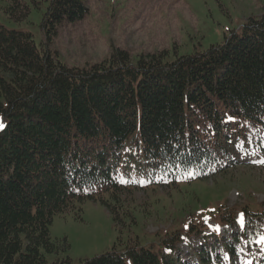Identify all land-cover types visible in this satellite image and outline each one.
Masks as SVG:
<instances>
[{"label":"trees","instance_id":"1","mask_svg":"<svg viewBox=\"0 0 264 264\" xmlns=\"http://www.w3.org/2000/svg\"><path fill=\"white\" fill-rule=\"evenodd\" d=\"M8 1L11 19L28 18L24 0ZM88 13L85 0H51L43 47L32 32L0 24V264H73L60 256L70 244L50 228L57 215L83 219L87 200L102 201L116 226L137 225L126 207L134 191L216 176L254 152L264 161V14L192 55L163 50L134 62L114 47L101 62L69 66L49 44L60 25ZM121 192L122 202L105 199ZM213 214L230 229L192 218L157 233L159 251L130 238L80 264H236L264 240V210L223 204ZM184 239L188 249L177 246Z\"/></svg>","mask_w":264,"mask_h":264},{"label":"rangeland","instance_id":"2","mask_svg":"<svg viewBox=\"0 0 264 264\" xmlns=\"http://www.w3.org/2000/svg\"><path fill=\"white\" fill-rule=\"evenodd\" d=\"M24 1L30 7V14L18 23L6 13L9 1L0 0V24L32 32L37 45L43 47L47 36L42 23L51 0H38V7L33 0ZM85 2L88 15L75 22H64L49 44L50 49L57 51L60 60L69 66L101 62L110 56L114 47L128 51L134 62L163 50H169L171 58L192 55L221 44L226 35L240 30L248 18L264 14V0ZM259 159L260 156L253 153L249 163L254 165ZM251 165L176 186L134 191L135 198H129L126 207L135 210L137 225H129L127 220V223L116 226L102 201L87 200L82 205L83 219L76 218L74 213L55 216L51 236L59 242L68 241L70 248L60 256L70 257L73 264H80L83 259L109 251L115 244L122 249L130 238L138 237L142 244L152 242L154 249L159 251L162 240L155 235L181 230L192 218L207 219L211 228L219 226L220 231H228L229 225L218 223L220 221L213 214L219 206L225 204L241 211L249 204L253 210H264V169L260 165ZM127 194L106 195L105 199L116 198L122 202ZM120 236L122 244H119ZM177 246L188 249L185 239ZM243 252L236 264H264L263 239ZM55 258L54 255L48 256L49 261ZM226 264L231 263L226 261Z\"/></svg>","mask_w":264,"mask_h":264},{"label":"snow or ice","instance_id":"3","mask_svg":"<svg viewBox=\"0 0 264 264\" xmlns=\"http://www.w3.org/2000/svg\"><path fill=\"white\" fill-rule=\"evenodd\" d=\"M228 119H229V120H232L233 117H228ZM3 127H4V124H3L2 121H0V129H2ZM261 163H264V161H261ZM239 223H240L241 225L244 224V214H243V213L240 214V220H239ZM186 227H187V225H186ZM216 231H217V232L220 231L219 226H216ZM185 239H186V238H185Z\"/></svg>","mask_w":264,"mask_h":264}]
</instances>
